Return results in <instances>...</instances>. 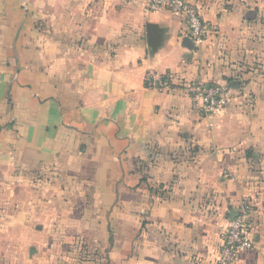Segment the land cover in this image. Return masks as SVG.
I'll use <instances>...</instances> for the list:
<instances>
[{"label":"crops","instance_id":"1","mask_svg":"<svg viewBox=\"0 0 264 264\" xmlns=\"http://www.w3.org/2000/svg\"><path fill=\"white\" fill-rule=\"evenodd\" d=\"M71 1L48 38L31 0H0V264H219L243 199L251 246L232 264H264V0H190L208 27L194 47L169 10L138 0L105 31L102 5ZM148 73L241 85L208 113Z\"/></svg>","mask_w":264,"mask_h":264},{"label":"built area","instance_id":"2","mask_svg":"<svg viewBox=\"0 0 264 264\" xmlns=\"http://www.w3.org/2000/svg\"><path fill=\"white\" fill-rule=\"evenodd\" d=\"M150 10H169L181 15L186 20L185 36L194 45H200L206 38L207 26L201 18L196 6L186 0H148ZM148 87L159 91H170L175 86L183 88L192 97L195 107L204 112H214L227 104L233 97L234 88L228 81L207 85L200 82L188 81L181 75L148 73L146 75ZM252 203L243 199L236 214L229 220L224 242L220 249L219 264H232L237 261L241 253L250 248L249 225L252 213Z\"/></svg>","mask_w":264,"mask_h":264},{"label":"rangeland","instance_id":"3","mask_svg":"<svg viewBox=\"0 0 264 264\" xmlns=\"http://www.w3.org/2000/svg\"><path fill=\"white\" fill-rule=\"evenodd\" d=\"M32 5L34 7V12H38L42 18H40L38 15H36V21L35 25L40 32L50 38L55 32L56 29L54 26L51 24V18L55 17H63V15H66V12L63 9V6L66 4L68 0H31ZM136 1L138 0H72L71 4L75 6L76 10H83V9H88V6L92 9L93 13H91V16H98V9L100 8L99 5H102V29L105 31H120V30H125L127 28V25L125 26V23L130 20V16L132 15L133 11H137L136 8ZM190 2L192 5L196 6L201 18L203 19L202 16V11L200 7L194 3L193 1L186 0ZM261 1V0H257ZM70 2V0H69ZM86 2L89 3L87 6ZM139 4L143 6L146 10L152 11V12H159L163 10H150L148 8V0H139ZM264 2V1H263ZM54 4V6H52ZM134 5V6H131ZM52 7L55 10H52ZM262 7V6H261ZM127 8V10H125ZM256 8H259L257 6ZM131 9V10H129ZM64 12V13H62ZM262 12L264 13V9L262 8ZM35 14V13H34ZM184 18V17H183ZM185 20V19H184ZM204 20V19H203ZM186 21V20H185ZM205 22V20H204ZM53 23V21H52ZM149 24H154L151 22H148ZM206 24V22H205ZM187 25V24H186ZM207 26V24H206ZM207 30L206 29V35H207ZM122 35V33L120 34ZM79 46H87V48H92L96 49L98 46L101 47L103 51L107 52V55L111 54L113 51V48L117 46V43L115 42H108V43H102L101 45L98 44H89L87 41L81 40V43ZM49 47V45H48ZM62 47V46H61ZM102 58V56H101ZM228 79V78H227ZM237 79V78H236ZM239 80V79H237ZM235 88H234V93H235ZM234 96V94H233Z\"/></svg>","mask_w":264,"mask_h":264},{"label":"trees","instance_id":"4","mask_svg":"<svg viewBox=\"0 0 264 264\" xmlns=\"http://www.w3.org/2000/svg\"><path fill=\"white\" fill-rule=\"evenodd\" d=\"M250 14H252V13H250ZM249 18L250 19H253L254 17L251 16V15H249ZM260 20L264 23V13L261 16ZM240 74L241 73H238L237 76H240ZM235 76L236 75L227 77L228 78L227 81L230 83V85L233 88L237 89V88L240 87L241 81L240 80H237ZM183 150H185V149H183ZM186 151H189L190 152L189 156L192 157L193 159H195L196 158V155H197V153L199 151V147H198V145L196 143H190L189 145H187ZM245 156L247 158H249V159H253L255 157V155L253 153V150L251 148L250 149L248 148V149L245 150Z\"/></svg>","mask_w":264,"mask_h":264},{"label":"water","instance_id":"5","mask_svg":"<svg viewBox=\"0 0 264 264\" xmlns=\"http://www.w3.org/2000/svg\"><path fill=\"white\" fill-rule=\"evenodd\" d=\"M148 45L152 51L157 50L162 42V32L156 24H148ZM189 46L194 47L193 41L189 40Z\"/></svg>","mask_w":264,"mask_h":264}]
</instances>
